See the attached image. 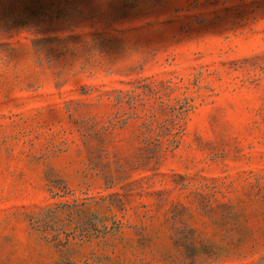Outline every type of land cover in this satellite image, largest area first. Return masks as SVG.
Masks as SVG:
<instances>
[{"label": "rangeland", "instance_id": "374dc122", "mask_svg": "<svg viewBox=\"0 0 264 264\" xmlns=\"http://www.w3.org/2000/svg\"><path fill=\"white\" fill-rule=\"evenodd\" d=\"M0 264H264V0H0Z\"/></svg>", "mask_w": 264, "mask_h": 264}]
</instances>
